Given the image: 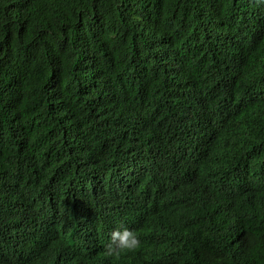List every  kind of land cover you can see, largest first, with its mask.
<instances>
[{
    "label": "trees",
    "instance_id": "obj_1",
    "mask_svg": "<svg viewBox=\"0 0 264 264\" xmlns=\"http://www.w3.org/2000/svg\"><path fill=\"white\" fill-rule=\"evenodd\" d=\"M0 264H264V5L0 0Z\"/></svg>",
    "mask_w": 264,
    "mask_h": 264
},
{
    "label": "clouds",
    "instance_id": "obj_2",
    "mask_svg": "<svg viewBox=\"0 0 264 264\" xmlns=\"http://www.w3.org/2000/svg\"><path fill=\"white\" fill-rule=\"evenodd\" d=\"M258 5H264V0H256ZM141 246V240L135 230L127 227H116L111 233L104 248V256L118 258L122 254L135 251Z\"/></svg>",
    "mask_w": 264,
    "mask_h": 264
}]
</instances>
